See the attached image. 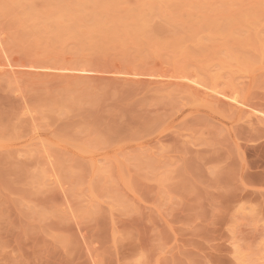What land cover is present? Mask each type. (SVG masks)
Masks as SVG:
<instances>
[{
  "label": "rangeland",
  "instance_id": "rangeland-1",
  "mask_svg": "<svg viewBox=\"0 0 264 264\" xmlns=\"http://www.w3.org/2000/svg\"><path fill=\"white\" fill-rule=\"evenodd\" d=\"M0 264H264V0H0Z\"/></svg>",
  "mask_w": 264,
  "mask_h": 264
}]
</instances>
